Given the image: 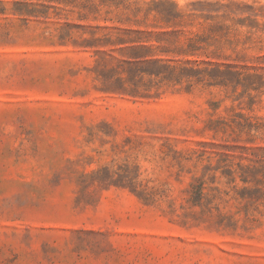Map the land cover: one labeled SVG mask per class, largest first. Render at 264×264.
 Listing matches in <instances>:
<instances>
[{
	"label": "rangeland",
	"instance_id": "374dc122",
	"mask_svg": "<svg viewBox=\"0 0 264 264\" xmlns=\"http://www.w3.org/2000/svg\"><path fill=\"white\" fill-rule=\"evenodd\" d=\"M17 1L43 8L0 0V264H264V0H165L169 21L130 0L141 22ZM112 26L165 32L146 43L171 63L262 77L147 74Z\"/></svg>",
	"mask_w": 264,
	"mask_h": 264
},
{
	"label": "trees",
	"instance_id": "16d2710c",
	"mask_svg": "<svg viewBox=\"0 0 264 264\" xmlns=\"http://www.w3.org/2000/svg\"><path fill=\"white\" fill-rule=\"evenodd\" d=\"M41 6L43 8H39L38 4L30 3V2H22L17 1L14 6L15 13H20L26 15L27 17H43L49 18V14L46 11L52 6H57V4L64 5L69 7L71 10L79 9L81 17H87L88 14L82 12V10H89L91 13L97 11L98 5L95 3V0H41ZM165 0H156L152 4H149L145 9L146 18L151 13H156L155 16L159 15L163 20H168V15L170 12L169 6L166 4ZM101 4L110 3L115 7H122V14L119 16V20H123L124 18L128 20H133L135 18L136 22H141L139 20V15L143 11V8L138 6L136 3L131 2L130 0H100ZM166 4V5H165ZM175 5H177L175 3ZM2 13H5L6 8L3 7L0 10ZM145 22V21H143ZM65 24V25H64ZM106 27V26H105ZM114 30H109L104 33L108 40V43L113 45H119L122 50L130 51L129 62H134L135 64H140L144 62L149 64L148 68L143 69L142 71L150 74L161 76L162 79H173L176 78L178 81L182 79L189 80H197L202 81L205 77H209L215 80H220L221 84H227L228 79L224 76V71L229 70L234 74V80H230L235 85H245V80L247 78H251L253 76L262 77L259 73H251L250 71H243L239 69H234L232 65H226V69H223L220 64L216 63L212 68H201L199 67V63L197 61L185 60L181 62L171 63L169 59H165L162 57H157L153 51L154 48H161L160 45L150 44L152 38L156 39V41L161 42V36L165 34V32H153L148 30H140V29H132V28H122L119 26H112ZM61 31V37H71V28L72 25L70 23H63L59 26ZM201 37L192 36L188 37V47L181 48L179 53L182 54H193L196 49H200L199 43L201 41ZM146 41L150 43L147 44ZM216 72H219L216 73ZM216 73V74H214ZM264 83V80H263ZM199 179L195 178L194 182L190 183V188L188 192L191 195V200L194 204H198L201 202L204 196V186L203 182H198ZM264 180L257 179L255 183L257 185L262 184ZM257 192L261 191L260 187H257ZM262 197V196H261ZM260 196L256 197L254 201H258Z\"/></svg>",
	"mask_w": 264,
	"mask_h": 264
}]
</instances>
